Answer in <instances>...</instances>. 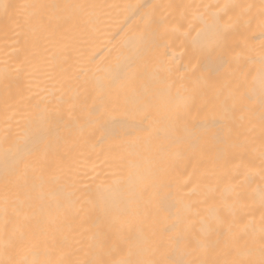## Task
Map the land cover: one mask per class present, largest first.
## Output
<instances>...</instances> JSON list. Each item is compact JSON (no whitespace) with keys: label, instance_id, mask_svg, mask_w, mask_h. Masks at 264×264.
Segmentation results:
<instances>
[{"label":"bare ground","instance_id":"bare-ground-1","mask_svg":"<svg viewBox=\"0 0 264 264\" xmlns=\"http://www.w3.org/2000/svg\"><path fill=\"white\" fill-rule=\"evenodd\" d=\"M0 264L264 261V0H4Z\"/></svg>","mask_w":264,"mask_h":264},{"label":"snow or ice","instance_id":"snow-or-ice-1","mask_svg":"<svg viewBox=\"0 0 264 264\" xmlns=\"http://www.w3.org/2000/svg\"><path fill=\"white\" fill-rule=\"evenodd\" d=\"M12 7H13L12 5L5 3L4 0H0V8L4 9V12L6 15H7L8 10ZM262 197H264V194H262ZM261 264H264V261H262Z\"/></svg>","mask_w":264,"mask_h":264}]
</instances>
